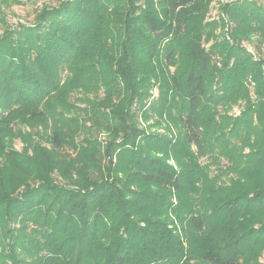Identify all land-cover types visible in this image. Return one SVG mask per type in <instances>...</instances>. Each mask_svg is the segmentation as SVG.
I'll list each match as a JSON object with an SVG mask.
<instances>
[{
	"label": "trees",
	"instance_id": "16d2710c",
	"mask_svg": "<svg viewBox=\"0 0 264 264\" xmlns=\"http://www.w3.org/2000/svg\"><path fill=\"white\" fill-rule=\"evenodd\" d=\"M138 1L63 0L15 47L0 39V125H50L45 165L58 171L0 198V264H263L264 99L228 116L249 85L264 97L262 61L207 47L211 0H143L140 14ZM234 7L223 11L242 37L264 32L263 7ZM100 131L118 137L102 169L88 138ZM76 152L82 168L54 159ZM18 164L0 170L25 182Z\"/></svg>",
	"mask_w": 264,
	"mask_h": 264
},
{
	"label": "rangeland",
	"instance_id": "374dc122",
	"mask_svg": "<svg viewBox=\"0 0 264 264\" xmlns=\"http://www.w3.org/2000/svg\"><path fill=\"white\" fill-rule=\"evenodd\" d=\"M62 1L63 0H0V39H3L6 36L11 37L10 41L7 42L6 45H13L15 47L19 44V40L25 39V36L20 32L23 29L22 27L36 26L38 23V14L41 10L44 8L58 7ZM154 1L157 3V0ZM142 3H144L143 0L135 2L134 5L137 11L134 10V12H137L138 14L141 13V7L143 6ZM229 4L234 5V9L241 7V5L249 6L252 4L264 8V0H211L205 8L206 13L202 16V25L205 26V32L208 35L210 34V40L206 43V45L207 47L211 44L217 45L216 43L219 42L220 47H223L226 43V45L228 44L229 46H236L240 48L244 52V55L246 54L248 57L250 56L255 61H262V63H260L263 66L264 75V32L254 31L251 34H245L242 37L243 34L240 29L239 31H235V29L239 27L238 25H240V22L238 20L231 21L228 15L223 11V8ZM225 53H227V49L225 50ZM249 89L252 91L250 101H240L230 111L228 114L229 117L236 118L243 116L245 110L248 108L247 104L249 102H251L253 106L258 105L256 109L260 108L258 104L260 102L259 100L264 99V97L254 94V84L249 85ZM157 94V90H155L153 92L152 99L157 97ZM35 107L37 106L33 105L32 108ZM262 110L263 108L260 109V111ZM14 116V122L11 125H8L5 120H3L0 125V144L4 145L6 155H11L10 159L5 160V156L1 154L0 163L1 167H4L7 166V162H13L15 160L19 163V166L17 167L20 168L22 172L26 173L28 177L27 179H24L25 182L17 181L16 178L10 175L8 176L4 172L6 169L2 168L0 170V198L17 197L26 191L27 188H35L42 181L40 177L44 175V169L53 167L47 178L50 183H54L52 178L58 175V171L55 170L56 162H51L50 164L45 165L51 158L46 151H49L51 147L48 142V135L51 133L50 125L45 122L38 125V121H26L20 117L19 114ZM148 122L150 124L152 123V120H149ZM140 124L141 126L147 127V124H144L142 120ZM89 125L90 124H88V126ZM255 127H262V123L259 122V118L257 116H255ZM153 129L154 128H149V130ZM157 130L161 133L165 132L162 128ZM26 136L30 137L31 140H26ZM88 138L92 141V143L99 142L102 144L100 149L97 150L98 155L95 157L97 160L96 165H98L96 168L102 169L107 164V160L104 159V152L107 144L114 140L117 141L118 137L110 138L108 135L101 133L100 131L97 136L89 134ZM38 147L41 152L40 157H37L34 152L35 148ZM87 151L89 155V151L94 152V149L90 150V147H88ZM246 151L249 150L246 149ZM69 155L70 157L66 156L59 160L56 157H54V159L58 161L57 163L60 166L66 168L67 163L70 161L69 158H73V163L75 162L74 165L76 168L83 167L84 163L79 160L77 152L76 154ZM74 157L77 158L75 159ZM114 159L116 158L113 157V160ZM224 163L225 164L217 166H221V171L226 169L225 167L228 166L226 165V161ZM90 165L93 166L92 164ZM215 166L216 165H214L212 169H215V172L219 171V169ZM225 171H228V168ZM99 174V172H95L96 177ZM216 174L217 172L215 175ZM228 177L233 180L237 179L238 181L241 179L240 175L230 173L227 178H224L227 181V183H224L230 186H233V183L231 180H228ZM259 261L264 264V252L259 258Z\"/></svg>",
	"mask_w": 264,
	"mask_h": 264
}]
</instances>
